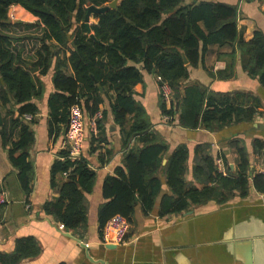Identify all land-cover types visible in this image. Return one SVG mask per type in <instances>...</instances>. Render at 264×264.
Here are the masks:
<instances>
[{"label":"trees","instance_id":"16d2710c","mask_svg":"<svg viewBox=\"0 0 264 264\" xmlns=\"http://www.w3.org/2000/svg\"><path fill=\"white\" fill-rule=\"evenodd\" d=\"M113 1L0 0V137L9 148L10 161L18 170L17 179L27 199L33 179L29 149L35 138L29 125L33 119L28 122L25 116L34 118L38 114L34 100L40 94L33 69L39 68L41 74H47L57 51L69 50L71 55L57 58L53 79L56 93L49 100L51 134L60 135L67 128L72 107H80L93 118L100 111L103 93H114L112 113L125 135L124 142L138 135L140 149L127 153L124 167L117 168L116 176L108 177L105 182L103 194L107 202L98 217L102 239L108 221L114 216L120 215L132 225L137 204L146 215L152 211L161 192L163 174L172 194L161 201V217L185 213L192 206L212 200L224 202L236 190L242 196L248 194L245 155L238 177L224 176L217 160L202 148L196 156L192 182L186 179L189 152L185 147L173 152L163 166L168 148L158 139L143 117L144 109L135 100L134 87L143 81V71L158 78L159 88L168 84L173 91L170 108L162 97L163 116L174 121L179 114L177 108H181L179 124L194 129L201 126L212 130L233 122H253L258 114V108H235L230 100H217L214 96L208 97L205 107L204 93L192 103L188 90L182 92L189 69L200 64L209 46L237 43L245 69L250 75L258 76L264 86V34L257 31L251 41L245 42L238 32L234 7L213 2L182 6L184 0H118L117 9L95 16L98 23L91 26V31L96 40L92 39L84 24L87 8H101ZM15 6L36 17L37 23L11 22L9 12ZM19 31L27 34L26 37H18ZM23 40L32 45L26 56L25 47L20 44ZM67 68L72 69L73 76L66 74ZM185 105L190 109L187 113ZM105 120L103 113L96 122L98 133L92 137L91 146L106 140L102 136ZM62 156L64 159L55 162L52 169L58 197L47 202L43 210L64 229L83 238L88 228L85 193L93 191L96 174L82 155L79 160H71L67 149ZM65 173L66 181L58 185L56 176ZM194 181L203 187H196ZM260 181L264 184L262 174L255 177V183L264 191ZM40 252L35 238H21L12 252H0V264H21Z\"/></svg>","mask_w":264,"mask_h":264},{"label":"crops","instance_id":"0c3cea01","mask_svg":"<svg viewBox=\"0 0 264 264\" xmlns=\"http://www.w3.org/2000/svg\"><path fill=\"white\" fill-rule=\"evenodd\" d=\"M205 2L234 7L238 32L245 42L251 41L257 31L264 34V0H184L182 6ZM11 12L14 13L13 23L35 24L38 21L20 6L11 8ZM97 23L92 16L90 24ZM22 32L16 35L26 37L27 34ZM17 44L25 47V56L32 49L27 40ZM70 55L69 50L66 53L57 51L47 74H41L39 68L33 69L40 94L34 100L39 112L32 123L28 121L35 138L29 149L33 179L28 199L19 185L18 170L10 161L9 148L0 137V189L6 192L9 200L6 206H0V252H12L18 239L33 237L39 242L41 252L21 264H264V191H260L255 183V177L262 174L264 167V148H261V144L264 145V86L258 76L250 75L245 69L238 44L209 46L203 52L200 64L189 69L182 92L188 90V99L192 103L204 93L205 107L208 97L214 96L217 100H230V105L235 108H258L253 122H233L212 130L201 126L196 129L182 127L179 124L181 108H177L179 114L174 121L163 116L158 78L145 71L143 81L134 87V93L135 100L144 109L143 117L168 148L163 166L173 152L185 147L189 152L186 179L192 182L196 156L202 148L215 160H222L224 176L238 177L245 155L248 194L242 196L241 191L236 190L224 202L212 200L192 206L185 213L161 217V201L172 194L163 174L161 192L152 211L146 215L137 204L134 222L119 244H104L100 237L99 211L107 202L104 185L108 177L116 176L117 168L124 167L126 154L140 149L141 144L138 135L132 136L128 143L124 142L125 135L112 113L114 93H103V102L99 106V112L106 115L102 132L106 138L104 143L91 146L92 137L98 133L97 126L92 124L95 116L84 115L86 139L82 156L96 174L93 191L85 193L88 228L84 237L75 236L70 230L67 233V229L43 210L47 202L58 197L52 169L55 162L64 159L62 153L67 150L65 128L60 135L51 134L49 100L56 93L53 79L57 58ZM65 72L73 76L71 68ZM166 104L170 108L171 104ZM185 107L186 113L189 112L188 106ZM55 181L59 185L66 178L60 174ZM193 185L203 187L195 181ZM260 187H264L262 181Z\"/></svg>","mask_w":264,"mask_h":264},{"label":"built area","instance_id":"2783aa9c","mask_svg":"<svg viewBox=\"0 0 264 264\" xmlns=\"http://www.w3.org/2000/svg\"><path fill=\"white\" fill-rule=\"evenodd\" d=\"M161 95L165 102L171 104L173 91L168 84H163L160 87ZM82 109L78 106H74L70 111L69 123L67 126V133L65 135L66 146L69 151V157L71 160H79L84 150L86 139V127L85 117ZM102 118L101 112L95 115L92 121L93 126L96 127L98 119ZM33 117L26 115L25 120L31 121ZM219 170L222 169V160H217ZM67 173L64 174L66 176ZM262 175L264 176V167L262 169ZM9 203L6 192L0 189V206H6ZM129 231V224L127 220L120 216H114L111 218L105 228L102 242L104 244H119L121 243Z\"/></svg>","mask_w":264,"mask_h":264},{"label":"water","instance_id":"95a60500","mask_svg":"<svg viewBox=\"0 0 264 264\" xmlns=\"http://www.w3.org/2000/svg\"><path fill=\"white\" fill-rule=\"evenodd\" d=\"M118 8V0H115L113 2H111L110 4H108L107 6L104 7H95V6H89L87 8V13H86V17H85V21L84 24L86 25L89 33H90V37L94 40H96L94 34L91 31V24H90V20L92 16H98V15H102L105 14L107 11H109L110 9H117ZM0 24H1V20H0ZM184 62L185 64H188V61L186 59V57H184ZM0 124H2V120L0 117ZM67 133V129L64 130L63 134L66 135ZM67 233H69V231L67 230Z\"/></svg>","mask_w":264,"mask_h":264},{"label":"rangeland","instance_id":"374dc122","mask_svg":"<svg viewBox=\"0 0 264 264\" xmlns=\"http://www.w3.org/2000/svg\"><path fill=\"white\" fill-rule=\"evenodd\" d=\"M13 18H14V13H12L11 10H10L9 19L11 20V22H13Z\"/></svg>","mask_w":264,"mask_h":264}]
</instances>
